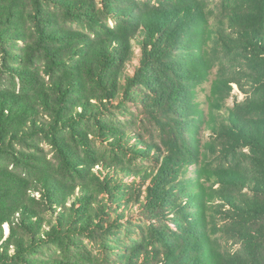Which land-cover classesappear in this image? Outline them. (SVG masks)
<instances>
[{"label": "trees", "instance_id": "16d2710c", "mask_svg": "<svg viewBox=\"0 0 264 264\" xmlns=\"http://www.w3.org/2000/svg\"><path fill=\"white\" fill-rule=\"evenodd\" d=\"M0 264H264V0H0Z\"/></svg>", "mask_w": 264, "mask_h": 264}, {"label": "rangeland", "instance_id": "374dc122", "mask_svg": "<svg viewBox=\"0 0 264 264\" xmlns=\"http://www.w3.org/2000/svg\"><path fill=\"white\" fill-rule=\"evenodd\" d=\"M111 24H112V23H111ZM112 25H113V24H112ZM135 52H136V55H139V54H140V50H139V48H136V49H135ZM136 65H137V62L134 64V66L129 67V70H130L131 73L133 72L134 67H135ZM230 104H231V102H230ZM128 108L130 109L131 113H127L125 116H122V115L119 114V112H115V113H116V114H115V117H119V119H120L121 121L126 120L128 117H132V116L130 115V114H132V113H133L135 116H139L140 118L143 117V116H141V112H140V110L138 109L137 105L132 104V103H129V104H128ZM138 125H139V129L142 128V129H141L142 132L145 130L146 127L149 128V129H152V127H150V125H148V121H144V120H143L142 122H139ZM51 156H52V155H51ZM151 162H152V161H149L148 164L151 163ZM131 223H133V225H142V223L140 222V217H135V218H133V219L131 220ZM136 230L139 231V229H136ZM136 238H138V236H136ZM86 243H87V242H86ZM89 247L93 249V251L95 252L96 255L100 256L101 252H100V248H99V246H89Z\"/></svg>", "mask_w": 264, "mask_h": 264}]
</instances>
